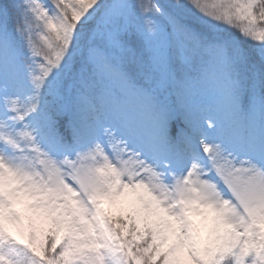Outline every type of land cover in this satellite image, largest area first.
Masks as SVG:
<instances>
[{
  "label": "snow or ice",
  "instance_id": "snow-or-ice-1",
  "mask_svg": "<svg viewBox=\"0 0 264 264\" xmlns=\"http://www.w3.org/2000/svg\"><path fill=\"white\" fill-rule=\"evenodd\" d=\"M0 264H264V0H0Z\"/></svg>",
  "mask_w": 264,
  "mask_h": 264
}]
</instances>
